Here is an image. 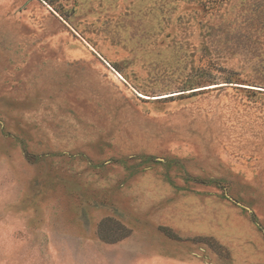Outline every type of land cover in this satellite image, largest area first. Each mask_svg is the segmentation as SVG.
<instances>
[{
    "label": "rangeland",
    "instance_id": "obj_1",
    "mask_svg": "<svg viewBox=\"0 0 264 264\" xmlns=\"http://www.w3.org/2000/svg\"><path fill=\"white\" fill-rule=\"evenodd\" d=\"M0 264H264V0H0Z\"/></svg>",
    "mask_w": 264,
    "mask_h": 264
},
{
    "label": "clouds",
    "instance_id": "obj_2",
    "mask_svg": "<svg viewBox=\"0 0 264 264\" xmlns=\"http://www.w3.org/2000/svg\"><path fill=\"white\" fill-rule=\"evenodd\" d=\"M7 247H8V245H7V243L5 242V248L7 249Z\"/></svg>",
    "mask_w": 264,
    "mask_h": 264
}]
</instances>
